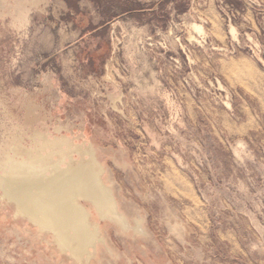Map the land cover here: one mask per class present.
Returning <instances> with one entry per match:
<instances>
[{
  "label": "rangeland",
  "instance_id": "374dc122",
  "mask_svg": "<svg viewBox=\"0 0 264 264\" xmlns=\"http://www.w3.org/2000/svg\"><path fill=\"white\" fill-rule=\"evenodd\" d=\"M87 151L124 224L78 261L0 190V264H264V0H0V162Z\"/></svg>",
  "mask_w": 264,
  "mask_h": 264
},
{
  "label": "bare ground",
  "instance_id": "6f19581e",
  "mask_svg": "<svg viewBox=\"0 0 264 264\" xmlns=\"http://www.w3.org/2000/svg\"><path fill=\"white\" fill-rule=\"evenodd\" d=\"M86 155L89 159L86 158L77 164H68L67 167L58 171L56 169L47 176L44 174L45 171L43 172L45 169H37L25 161H17L14 155L7 156L6 160L0 162V190L3 199L14 203L17 213L31 221L37 223L39 221L37 217L41 216L42 226L45 228L56 226L59 237L66 228L76 231L79 237L87 236L86 221L73 205L78 197L93 200L98 206L107 208L112 217L121 223L119 217L110 210V204L106 202L105 197L97 191L100 181L99 167L90 151H87ZM74 258L78 259L77 256Z\"/></svg>",
  "mask_w": 264,
  "mask_h": 264
},
{
  "label": "crops",
  "instance_id": "0c3cea01",
  "mask_svg": "<svg viewBox=\"0 0 264 264\" xmlns=\"http://www.w3.org/2000/svg\"><path fill=\"white\" fill-rule=\"evenodd\" d=\"M57 171L60 170L61 168L60 167H57V166H52L49 168L47 167L46 171L44 172L45 176H47L48 174H51L52 171ZM102 173V170L101 168L99 169V180H100V175ZM98 180V181H99ZM99 188V189H98ZM102 189H105V190H102ZM107 189V190H106ZM97 191L100 192L103 196L102 197H105L106 199V202L108 201V203L110 204V210H112L115 215L117 217H119L120 222H118L117 220H115L111 213L109 212V210L107 208H102L100 206H98L97 202L93 201V200H90V199H86V198H83V197H78L76 198V200L74 201L73 205H74V208L75 210H78V212L83 216L84 218V221L85 222V232H86V235L88 237L91 236V238H88L87 236L86 237H79V235H77L76 231H74L73 229H70V228H66L64 230V233L61 237H59L57 235V228L53 227V228H45L44 226L41 225V222H42V217L41 216H38V222L35 223L33 221H31L29 218L23 216V215H20L17 213V209H16V206H15V215L17 216H23L25 218H27L31 223L35 224V226L37 228H39L41 231H47L49 233H51L53 235V239L55 240V242L57 243V245L62 248L63 251L65 252H69L71 254V256L74 257H78V261H81L82 259H84L85 257H90L91 256V249H93L95 247V244L98 242V241H101L99 235H98V231H97V225L94 224L92 225L90 222H89V212L84 208L82 207L78 201L79 200H86V201H89L95 208V210L97 211V214L100 218L102 219H105V218H109V219H112L120 224H124V220H123V217L119 214V212L117 211L116 209V205H115V201L112 200V196H111V193H110V190L104 186L101 181H99V184L97 185ZM102 191V192H101ZM106 191V192H105ZM108 192V193H107ZM104 193V194H103ZM106 193V194H105ZM110 193V194H109ZM109 195V196H108ZM108 197V198H107ZM7 201V200H6ZM114 201V202H113ZM77 204V205H76ZM116 209V210H115ZM117 213V214H116ZM120 215V216H118ZM88 227H87V226ZM88 228V229H87ZM72 230V231H71ZM57 235V236H56ZM71 237H70V236ZM64 236V237H63ZM58 237V238H57ZM63 237V238H62ZM57 238V240H56ZM73 241V242H72ZM65 243V244H64ZM73 244V245H72ZM73 246V247H72ZM66 248V249H65ZM69 249V250H68ZM74 250V251H73ZM71 251H73L71 253ZM79 251V252H78ZM75 252V253H74ZM78 253V254H77ZM72 254H75V255H72ZM77 254V255H76Z\"/></svg>",
  "mask_w": 264,
  "mask_h": 264
}]
</instances>
